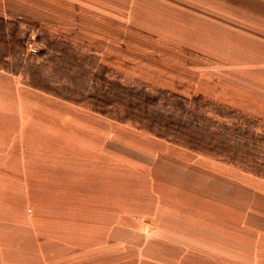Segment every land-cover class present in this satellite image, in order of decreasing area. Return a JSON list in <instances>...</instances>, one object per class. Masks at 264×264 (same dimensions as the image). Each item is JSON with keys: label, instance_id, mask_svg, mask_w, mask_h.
I'll return each instance as SVG.
<instances>
[{"label": "rangeland", "instance_id": "rangeland-1", "mask_svg": "<svg viewBox=\"0 0 264 264\" xmlns=\"http://www.w3.org/2000/svg\"><path fill=\"white\" fill-rule=\"evenodd\" d=\"M0 69L34 108H80L82 137L106 139L130 180L169 164L264 220V0H0Z\"/></svg>", "mask_w": 264, "mask_h": 264}, {"label": "crops", "instance_id": "crops-1", "mask_svg": "<svg viewBox=\"0 0 264 264\" xmlns=\"http://www.w3.org/2000/svg\"><path fill=\"white\" fill-rule=\"evenodd\" d=\"M33 102L0 69V264H264V220L173 182L169 164L130 180L106 139L82 137L80 108Z\"/></svg>", "mask_w": 264, "mask_h": 264}, {"label": "trees", "instance_id": "trees-1", "mask_svg": "<svg viewBox=\"0 0 264 264\" xmlns=\"http://www.w3.org/2000/svg\"><path fill=\"white\" fill-rule=\"evenodd\" d=\"M154 122V121H151V123ZM155 123V122H154ZM141 128H147V127H141ZM149 130H151L152 128H147ZM160 136V135H159ZM160 137H163L162 135Z\"/></svg>", "mask_w": 264, "mask_h": 264}]
</instances>
